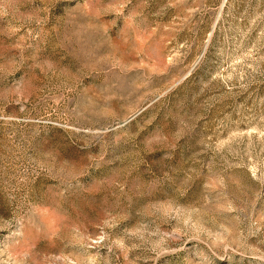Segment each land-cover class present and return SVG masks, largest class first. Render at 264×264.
<instances>
[{
    "label": "rangeland",
    "instance_id": "rangeland-1",
    "mask_svg": "<svg viewBox=\"0 0 264 264\" xmlns=\"http://www.w3.org/2000/svg\"><path fill=\"white\" fill-rule=\"evenodd\" d=\"M0 264H264V0H0Z\"/></svg>",
    "mask_w": 264,
    "mask_h": 264
}]
</instances>
